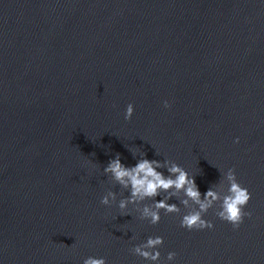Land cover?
I'll list each match as a JSON object with an SVG mask.
<instances>
[{"label": "water", "instance_id": "obj_1", "mask_svg": "<svg viewBox=\"0 0 264 264\" xmlns=\"http://www.w3.org/2000/svg\"><path fill=\"white\" fill-rule=\"evenodd\" d=\"M125 145L202 194L233 168L251 216L209 209L188 231L102 205L121 191L108 160L136 162ZM149 235L175 264H264V2L0 0V264H148L130 249Z\"/></svg>", "mask_w": 264, "mask_h": 264}, {"label": "clouds", "instance_id": "obj_2", "mask_svg": "<svg viewBox=\"0 0 264 264\" xmlns=\"http://www.w3.org/2000/svg\"><path fill=\"white\" fill-rule=\"evenodd\" d=\"M264 2V0H262ZM168 108L169 102L163 101ZM134 112V106L129 103L124 111V119L129 120ZM236 137L234 142H238ZM136 160L134 165L121 162V154L115 153L101 170L105 177L119 186L120 192L107 190L100 198L105 206L115 204L120 215L131 214L129 206L139 214L141 220L149 224H158L161 210L165 214H177L179 225L188 231L205 230L214 227L205 214L212 209L217 218L238 228L245 216L251 212L245 207L251 199V192L243 186L236 177L235 170L228 168L221 171L219 183L210 185L201 193L195 175L173 160L163 158L148 159L146 153L137 146L125 145ZM156 155H159L156 152ZM138 157V158H137ZM166 170V171H162ZM127 192L128 195H124ZM119 195V199L117 198ZM157 196L161 198L156 199ZM175 202H169L171 199ZM150 201V202H148ZM131 238V237H130ZM164 238L160 235H149L145 240L132 246L130 251L148 262V264H175L177 253L168 251L161 259L160 246ZM82 264H107L103 256L89 255Z\"/></svg>", "mask_w": 264, "mask_h": 264}]
</instances>
